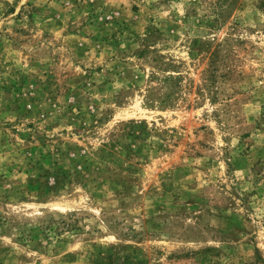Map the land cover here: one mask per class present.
<instances>
[{"label":"rangeland","instance_id":"1","mask_svg":"<svg viewBox=\"0 0 264 264\" xmlns=\"http://www.w3.org/2000/svg\"><path fill=\"white\" fill-rule=\"evenodd\" d=\"M0 264H264V0H0Z\"/></svg>","mask_w":264,"mask_h":264}]
</instances>
